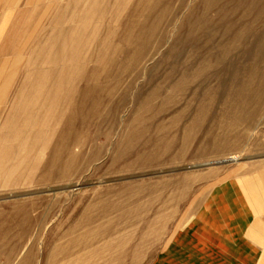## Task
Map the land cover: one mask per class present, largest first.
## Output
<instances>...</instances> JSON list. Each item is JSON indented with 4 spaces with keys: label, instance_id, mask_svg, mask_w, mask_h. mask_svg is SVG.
<instances>
[{
    "label": "rangeland",
    "instance_id": "obj_1",
    "mask_svg": "<svg viewBox=\"0 0 264 264\" xmlns=\"http://www.w3.org/2000/svg\"><path fill=\"white\" fill-rule=\"evenodd\" d=\"M0 21V264H152L220 182L264 183V0Z\"/></svg>",
    "mask_w": 264,
    "mask_h": 264
},
{
    "label": "crops",
    "instance_id": "obj_2",
    "mask_svg": "<svg viewBox=\"0 0 264 264\" xmlns=\"http://www.w3.org/2000/svg\"><path fill=\"white\" fill-rule=\"evenodd\" d=\"M5 26L1 29L0 21V31ZM260 178L250 172L220 182L152 264H264Z\"/></svg>",
    "mask_w": 264,
    "mask_h": 264
}]
</instances>
